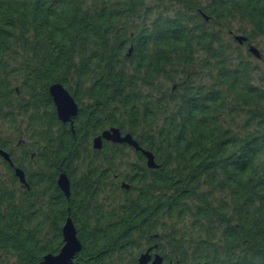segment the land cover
Instances as JSON below:
<instances>
[{
	"label": "trees",
	"instance_id": "16d2710c",
	"mask_svg": "<svg viewBox=\"0 0 264 264\" xmlns=\"http://www.w3.org/2000/svg\"><path fill=\"white\" fill-rule=\"evenodd\" d=\"M234 35L264 36V0H0V107L16 78L30 101L59 82L85 103L60 152L65 214L81 220L78 192L95 207L79 222L83 246L120 249L115 262L129 251L137 264L156 236L164 264H264V78L255 82ZM108 126L131 132L158 166L115 144L82 156L77 138ZM1 198L0 248L13 264H38L34 205Z\"/></svg>",
	"mask_w": 264,
	"mask_h": 264
},
{
	"label": "flooded vegetation",
	"instance_id": "af4514ba",
	"mask_svg": "<svg viewBox=\"0 0 264 264\" xmlns=\"http://www.w3.org/2000/svg\"><path fill=\"white\" fill-rule=\"evenodd\" d=\"M69 94L71 95L70 92ZM3 97H8V100H12L13 102L11 105L21 108V114L25 116L21 117L19 121H16L17 114L15 110L13 113L8 112L4 115H1L0 111V126H5L7 129L5 133H1L0 129V167L4 172L3 179L0 181V217L2 213L1 203L3 200L1 197L3 195L6 196V198H11L16 209L22 210V206L23 209H29L34 205V207L31 208V212L28 213V218L39 223L40 228L35 230L33 234H37L43 238L44 253L41 255V260H43L45 256L50 254L55 256L61 252L65 243L62 229L66 219L70 218L75 228L76 238L81 244L80 249L74 252L70 257V262L72 264H128L129 251L126 252V259L123 257L122 261L115 262L111 261V259H116V257L122 253L120 249L82 245L80 240V223H83L85 227V224L88 223L87 220L93 218L95 207L91 208L88 205L83 208L81 205V192L77 193L78 198L75 199L74 207L76 217H80L81 220L74 221L75 217L71 215L69 206H67L68 213L65 214L64 211L65 202L63 198L67 200L70 198L71 181L64 170V160L60 157V152H62L63 146L65 145L66 133L69 131L74 135L75 127L77 129L79 126H82L79 117L82 115L81 111L82 108L85 107V103L83 101L78 102L72 96L77 106V112L75 115L70 116L68 120L64 121L58 116L49 88L47 90V96L44 99L45 101H40L38 99L30 101L29 95H25L21 92L17 85L13 86L12 93ZM34 104L37 106L36 110ZM25 105L27 106L24 107ZM84 114L86 115L87 111H85ZM48 115H51V117ZM90 116L91 111L89 110L88 119ZM5 119L8 121L6 122ZM89 125L91 129L93 123L89 121ZM110 127H117L121 134L129 133L136 140L134 135L129 131H123L118 126H108L101 129L100 132L94 136H84L85 134H81L77 140L80 143L84 141V143L81 145L78 152L84 157L90 155L94 156V151H102L105 145L109 144L135 150L126 143L113 142L104 138L101 139V146L95 148L93 146V139L96 136H100L104 130ZM1 152L6 153L7 157ZM56 154H58V156ZM17 169L21 171L24 181L16 174ZM61 173L66 174L69 181L68 195L61 190L57 183V179ZM115 179H118L117 183L124 192H128L132 188V184L128 182L126 178L122 176L119 177L118 174H116ZM7 183L11 186V191L9 193L4 190V185ZM109 184L111 185L112 183L109 182ZM120 193L122 192L120 191ZM50 218H55V220L60 223V225L58 224L59 228H55L51 223L49 224ZM90 233H92L91 230L86 229V231H82L84 235H90ZM154 240L153 243L147 245L142 251L137 253V264H139L138 258L140 254L143 253H147L150 256L147 264L153 261L155 255H159L161 258L160 264H164L163 256L159 252V248L156 244V236H154ZM0 250L5 254H7V251L9 252L7 248H0ZM109 252H113L112 256H106ZM12 257L13 259H11V261L13 260V263L16 262L15 256L13 255Z\"/></svg>",
	"mask_w": 264,
	"mask_h": 264
},
{
	"label": "water",
	"instance_id": "95a60500",
	"mask_svg": "<svg viewBox=\"0 0 264 264\" xmlns=\"http://www.w3.org/2000/svg\"><path fill=\"white\" fill-rule=\"evenodd\" d=\"M234 39L241 44L247 40V37L243 35H234ZM130 50L131 48L129 49V51ZM248 50L255 57H260V52L255 46L249 45ZM48 88L50 94L52 95L60 119L66 121L70 118V116L76 114V103L62 84H60L59 82H53L49 85ZM102 138L111 140L113 142L126 143L129 146L133 147L136 151H140L145 157L146 166L148 168H156L158 166L155 162L153 153L147 149L142 148L131 134H121L120 130L117 127H110L104 130L100 136H96L93 139V146L95 148H99L101 146ZM1 153L5 157H7L6 153ZM16 174L20 176V179L22 181H24L20 170L17 169ZM57 183L60 186L61 190L68 195L69 181L66 174L61 173L57 179ZM62 231L65 243L61 249V252L55 256L51 254L45 256L44 259L39 262V264H72L70 262V257L72 256V254H74V252L80 249L81 244L76 238L75 228L70 218L66 219ZM149 258L150 256L147 253L140 254L138 262L139 264H147ZM160 262L161 258L159 257V255H155V258L150 264H160Z\"/></svg>",
	"mask_w": 264,
	"mask_h": 264
},
{
	"label": "rangeland",
	"instance_id": "374dc122",
	"mask_svg": "<svg viewBox=\"0 0 264 264\" xmlns=\"http://www.w3.org/2000/svg\"><path fill=\"white\" fill-rule=\"evenodd\" d=\"M235 27L238 26L237 23L234 24ZM233 37V35H232ZM234 39V38H233ZM235 40V39H234ZM236 41V40H235ZM237 42V41H236ZM249 45H253L255 46L259 52H260V57H255L252 53H250V57L249 60L252 62V64L255 65V68H257L256 73L254 74V78H255V82L257 83L260 79L264 78V36H260L257 37L255 39H250L248 40V43L246 44H239L240 46V50L242 53L246 54L247 52H249L248 47ZM16 80V81H14ZM13 80V84L14 86L17 84V81H21V79H14ZM16 111V121H19L21 119V117H24V114H21V108L19 107H15L13 105H11L10 107H1V115H4L8 112L13 113V111ZM6 122L8 121L7 119H5ZM1 129V133H5L7 132V129L5 126H0ZM127 152L129 153L130 157L134 158L135 157V153L130 150L127 149ZM0 181L3 179L2 177L4 176V172L2 170V168L0 167ZM4 190L9 193L11 191V186L9 185V183L4 185ZM43 240V238H42ZM13 255H10V253L7 251V254H5L2 250H0V264H13V260L11 261V259H13L12 257Z\"/></svg>",
	"mask_w": 264,
	"mask_h": 264
}]
</instances>
